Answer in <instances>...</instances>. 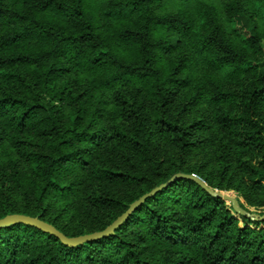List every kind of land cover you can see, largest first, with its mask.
Listing matches in <instances>:
<instances>
[{"label": "trees", "instance_id": "16d2710c", "mask_svg": "<svg viewBox=\"0 0 264 264\" xmlns=\"http://www.w3.org/2000/svg\"><path fill=\"white\" fill-rule=\"evenodd\" d=\"M207 1L0 0V72L19 88L0 97V155L8 156L1 146L16 133L50 140L48 154L22 153L43 210L19 215L78 238L105 231L157 191L111 236L77 247L29 225L0 229V264H264V220L238 218L193 180L172 183L196 174L264 209V0H226L225 14ZM19 69H30L50 93L64 77L90 78L87 92L112 107L103 111L111 128L95 122L97 110L83 128L84 105L64 124L62 106L20 92L27 84L14 74ZM183 98L187 104L175 109ZM186 106L207 110L188 124ZM162 144L180 158L208 152L217 176L205 165L185 170L182 161L162 169L154 156ZM109 150L131 168L106 163ZM63 173L74 180L63 183ZM87 175L124 189L127 199L83 195L76 181ZM84 196L112 215L89 233L68 230L62 221Z\"/></svg>", "mask_w": 264, "mask_h": 264}, {"label": "rangeland", "instance_id": "374dc122", "mask_svg": "<svg viewBox=\"0 0 264 264\" xmlns=\"http://www.w3.org/2000/svg\"><path fill=\"white\" fill-rule=\"evenodd\" d=\"M225 1L226 0H211L207 1V4L210 8L225 14ZM262 47L264 49V39L262 41ZM10 74V72H0V97L5 96L6 94H14L15 90L19 89L15 86V81ZM14 74H21L27 84L26 87H20V92L25 91L31 96L34 94V91L35 93L40 94L48 103L54 104L55 106H62V109H59L61 112L60 120L64 124H70L72 120H74L75 114L79 111L80 106L84 105L87 114L82 116L87 120L81 121L83 128H86L89 125V119L93 117V112L96 110L98 111V115L94 118L99 127H104L105 129L111 128L112 122L107 116V113L103 111L108 112L112 107L106 106L107 100L101 94L93 91L87 92L86 87L91 85L90 78L82 79L81 76L64 77L55 84L54 88L50 90V93L45 90L44 85L37 80L30 69H19L14 71ZM90 89L91 87L89 90ZM144 95L148 97L147 102L151 103L153 97L146 93H144ZM186 102L187 99L183 98L175 106V109L179 106H185L187 104ZM205 107L206 106H198L192 109L190 106H186L182 115L183 122L191 124L193 116H200L203 111L207 110ZM179 110H175L173 113L177 114ZM99 115L103 117L100 118ZM0 128H5L2 120H0ZM97 130L98 129H95V131ZM16 136L17 139L13 141L10 140V143H3L1 146L3 150L8 152V156L0 155V216L10 212L19 215L27 211L40 214L43 207L38 206L34 199V195H32L31 167L23 158L22 153L27 151L37 154H48L50 152V140L38 137L31 131L24 134L16 133ZM210 152L212 153L213 150ZM102 154L106 157V163L108 162V164L118 170L122 167L127 170L131 168L128 161L123 156L120 155L119 157V155H117L119 153L112 154L109 150ZM154 156H156V162L160 164L164 170L176 166L179 161H182L185 170L194 171L205 165L207 170L214 171L215 176H217V170L215 171L214 169V161L210 160L208 152H201L199 154H192L180 158V155L176 150H172L165 144H162L157 149ZM88 176L89 175L83 180L81 179L82 181H76L78 184L82 182L80 188L83 191V195L89 194L90 199L100 196L110 200L116 199L124 201L127 199V192L124 189L99 183ZM61 178L63 183H68L71 180H74L75 175H65L63 173ZM219 180L220 178H217V182H219ZM214 190L225 195L234 196L239 201L240 205L250 214L260 217L264 216V209L257 210L250 208L237 192L221 190L218 188H215ZM86 198L87 197L84 196L79 199L74 204L73 215H69L67 218L63 219L62 224L63 226H66L68 230L76 231L77 229H80L89 233L93 230V227L99 228L101 223L107 222L109 220L108 216L112 215L110 209H97L90 204ZM226 205L232 210L234 215H237L234 212L232 204L226 202ZM237 217L239 218L238 215Z\"/></svg>", "mask_w": 264, "mask_h": 264}, {"label": "water", "instance_id": "95a60500", "mask_svg": "<svg viewBox=\"0 0 264 264\" xmlns=\"http://www.w3.org/2000/svg\"><path fill=\"white\" fill-rule=\"evenodd\" d=\"M180 179L193 180L197 184H199L202 188H204L211 196L219 198V199L223 200L224 202L231 203L233 205L234 212L238 216L246 217V218L252 219L253 221H257V222L264 220V216L263 217L255 216V215L250 214L248 211L244 210L240 206V203L236 198H233L229 195H225L223 193H220V192L208 187L206 185V183H204V181H202L196 175H191V176H189V175H178L174 178L172 183L177 182ZM156 193H157V191L153 192L151 195L143 197L141 200H139L138 202L133 204L127 213H125L118 220H116V222H114L105 231L98 232L95 234L86 235V236H81L78 238L69 239L64 234H62L60 231H58L55 227H53L52 225H50L46 222H43L42 220H40L38 218H32V217L23 216V215H10V216H7L6 218L0 220V229H4V228L10 227V226L20 225V224L29 225V226L35 227V228L49 234L51 236L56 237L58 240H60L63 244H65L68 247H77V246L83 245V244L91 242V241H95V240H99V239L111 236L115 232V230L117 228H119L127 220L129 215L131 213H133L138 206H140L142 203H144V201L149 196H154Z\"/></svg>", "mask_w": 264, "mask_h": 264}]
</instances>
